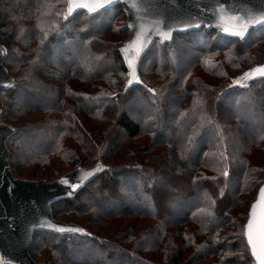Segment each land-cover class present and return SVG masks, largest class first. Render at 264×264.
Masks as SVG:
<instances>
[{
    "label": "trees",
    "instance_id": "obj_1",
    "mask_svg": "<svg viewBox=\"0 0 264 264\" xmlns=\"http://www.w3.org/2000/svg\"><path fill=\"white\" fill-rule=\"evenodd\" d=\"M65 10L66 0H0L3 64L15 81L0 90V122L17 129L5 142L13 176L52 181L98 158L106 169L52 205L56 221L88 235L35 232L30 257L41 264H254L242 233L264 181V161H254L264 153V79L229 85L264 63V27L243 42L201 29L174 35L155 52L152 45L140 64L144 86L126 90L122 10L67 20ZM158 70L174 81L150 99L147 77ZM138 90L144 111L135 122L129 110ZM159 116L171 126L158 127ZM144 136L149 141L134 152L124 144ZM162 145L169 161L151 156ZM132 154L139 163L124 162ZM161 181L171 204L153 195L152 182L159 193Z\"/></svg>",
    "mask_w": 264,
    "mask_h": 264
},
{
    "label": "water",
    "instance_id": "obj_2",
    "mask_svg": "<svg viewBox=\"0 0 264 264\" xmlns=\"http://www.w3.org/2000/svg\"><path fill=\"white\" fill-rule=\"evenodd\" d=\"M68 7V0H66V15ZM112 7H119L122 10L128 29L127 39L118 49L127 70L126 90L134 86H144L139 73L140 64L156 41L162 46L170 45L174 35L198 32L201 29L206 32H215L228 39L238 40L229 33L240 31L243 27L248 28L245 33L246 39L249 32L264 27V24L259 23L261 16L259 0H220L219 3L217 0H127L126 5L121 3ZM81 12H85L88 16L98 15V13L89 14L86 8H81L75 9L68 19ZM130 23L134 26L133 28L128 27ZM187 23H199L200 27H192L183 32L177 31ZM169 28L172 29V39H165ZM225 28L229 30L228 33L224 32ZM133 40L135 43H130ZM5 55V48L0 44V90L10 89L15 85L14 79L9 76L4 67ZM126 57L133 61L135 76L139 77L140 83H136L135 77L130 75ZM260 66H264V63L251 68L248 73ZM129 79L133 80L131 85L128 84ZM259 79L264 77L255 79L245 77L247 82ZM11 130L16 132L17 129L0 122V264H41L29 255L35 232L75 235L70 232L61 233L56 229L57 227L83 229L76 224L56 221L52 214V205L59 200L73 198L90 180L101 175L106 169L103 164L95 163L87 167L76 166L73 171L52 181H29L16 178L10 169L9 150L5 143L15 133ZM64 179H68L69 183L78 184L72 195H68V192L72 190L66 191V186L61 183ZM262 187H264V181L257 188L256 195L248 206L242 233L254 264L256 260L252 257L248 238L250 235L258 252L264 249V195L260 192ZM253 204H256L254 211ZM250 213L252 224L247 228L246 234L245 226L248 225ZM76 235L85 236L78 233Z\"/></svg>",
    "mask_w": 264,
    "mask_h": 264
},
{
    "label": "snow or ice",
    "instance_id": "obj_3",
    "mask_svg": "<svg viewBox=\"0 0 264 264\" xmlns=\"http://www.w3.org/2000/svg\"><path fill=\"white\" fill-rule=\"evenodd\" d=\"M220 0H217V3H219ZM125 4L127 3V0H68V10H67V15L65 16V19L67 20L68 17L72 16L73 12L75 9H81V8H86L89 14L92 13H98L97 18H100L103 15V11H99L98 10H108L110 9L113 5L115 4ZM260 3V12H261V16H260V21L259 23L264 24V0H259ZM129 28H133L134 26L130 23L128 25ZM192 27L195 28H199L200 24L196 23V24H192V23H187L184 24L182 27L178 28L177 31L183 32V31H187L189 29H191ZM253 27H255V25H253ZM248 31L247 27H243L240 31H232L229 34L233 37L238 38L239 41H243L245 39V33ZM172 29L169 28L168 29V33L165 35V39H172V35H171ZM224 32L228 33L229 30L228 29H224ZM236 42V41H234ZM130 43H135V41H130ZM123 51V49L121 50ZM128 68L130 70V75L135 77L136 83H140L139 77L135 76V65L133 63L132 60H128L127 57L125 58ZM245 76L249 79H255L257 77H264V66H260L256 69H254L252 72L250 73H245ZM133 83L132 79H129L128 84L131 85ZM237 83H239V81H237ZM148 91L150 93L154 92L152 89H148ZM219 99H223V98H219ZM13 133L15 132V130H11ZM89 175H91V173H89ZM223 175L225 177H228V171L225 170ZM62 184H64L66 186V191L67 189H71V192H68V195H72L77 187L78 184L77 183H69L68 179H64L61 181ZM160 191L159 193L155 192V182H152V186L154 189L153 195H159L161 197L167 198V202L168 203H173V200L171 198H169V190H170V186L166 184V182L161 181L160 182ZM260 192L262 195H264V187H262L260 189ZM221 195H223V193H221ZM256 208V204L252 205V209L253 211ZM252 224V219H251V213L249 214V221H248V225L245 226L246 229V234H247V228L250 227ZM57 231L64 233V232H70L73 234H80V235H88V233L84 232L83 229H77V228H70V229H65L63 227H57L56 229ZM248 245L251 247L252 250V257L255 258L256 260V264H264V249H261L259 252L256 249V246L253 244L251 236L249 235L248 238Z\"/></svg>",
    "mask_w": 264,
    "mask_h": 264
},
{
    "label": "rangeland",
    "instance_id": "obj_4",
    "mask_svg": "<svg viewBox=\"0 0 264 264\" xmlns=\"http://www.w3.org/2000/svg\"><path fill=\"white\" fill-rule=\"evenodd\" d=\"M176 42L177 43H182V39H177L176 40ZM159 46V42H156V43H154L153 44V50H152V52H155V51H157V47ZM169 50H171V48H169ZM177 54V53H176ZM176 54H175V57L173 56V61L175 60V58H177L176 57ZM157 58H158V56H157ZM159 64L161 65V63H158V65H157V69H161V66H159ZM172 65L173 66H176V65H174V63H172ZM171 66V65H170ZM176 68V67H175ZM249 72V70L248 69H245L244 70V72H242L240 75H238L235 79H233V80H231V82H230V85H229V88L231 87V88H235V86H238V87H241V88H244V87H247L248 86V84H249V82H247L246 80H245V73H248ZM158 74H160V72H159V70H158V72L156 73V75L155 74H153L152 75V77H147V76H149V75H146L145 77H147V78H150V79H152V83H153V85H150L149 84V87H148V89L150 88V89H152L153 90V92H154V95H153V93H150L148 90H147V92L145 93L150 99H153V97H155L156 95H157V89H161V91L164 89V88H166L168 85H170L171 83H172V81H174V76L172 75V76H161V75H158ZM142 76H144V75H142ZM140 78H141V75H140ZM141 81H142V79H141ZM237 81H239V83H237ZM246 81V82H245ZM144 82V81H143ZM212 83H213V81H212ZM142 94H143V91L142 90H138V92L136 93V96L137 97H135V102L137 101V103H135V102H132V105H131V110H129V113H130V117L136 122V120H138V121H140L138 118L140 117V116H138V114L140 115V114H142L143 113V109H140V107L141 106H139L140 104H141V100L143 101L144 100V98H142ZM174 94V93H173ZM174 102V104H176V101L174 100L173 101ZM173 102L171 103V104H173ZM145 106H147V105H145ZM143 107V106H142ZM133 108V109H132ZM137 115V116H136ZM136 118V119H135ZM159 118H160V121L159 122H157L156 124H157V126L159 127V126H163V128H164V125H166V124H169L170 126H171V124L168 122H166L165 124H164V122H163V118H162V116H159ZM168 135V134H167ZM147 141H149V139L147 138V137H145L144 136V138L143 137H141V138H138L137 140H135V141H130V142H125L124 144L125 145H129V146H132V148H131V151H135L136 150V148L137 147H139V146H142L143 144H145V142H147ZM104 147V146H103ZM141 150H142V148H141ZM102 152H103V149L101 148L100 149V154H102ZM167 148H165L163 145L162 146H159L158 148H156V147H153V149L150 151V153H151V156H156V155H158V157H161V159H165V160H167V161H169L167 158H166V156H167ZM189 152H191V150L189 149ZM145 156H147L146 154L143 156V158L145 157ZM175 157H172L171 159H174ZM100 160V158H98V161H96L97 163H100L101 164V162L99 161ZM159 159L157 158L156 159V157H155V161H158ZM175 160V159H174ZM173 160V161H174ZM261 160H263L264 161V153L262 152L261 154H260V156H255L254 157V161L255 162H261ZM95 162V163H96ZM125 163H132L131 165H133V164H136V163H139V162H137V161H135V154H132L131 155V158L130 159H128V160H126V161H124ZM111 163V162H110ZM90 165H92V164H90ZM130 165V166H131ZM137 167H141V165H137ZM16 178H20V177H16ZM20 179H25V180H29V179H26V178H20ZM30 180H32V181H43V180H33V179H30ZM29 180V181H30ZM44 180H46V179H44ZM48 181H50V180H48ZM147 221H149V220H143V223H146Z\"/></svg>",
    "mask_w": 264,
    "mask_h": 264
}]
</instances>
